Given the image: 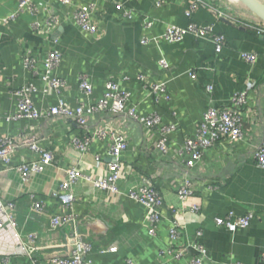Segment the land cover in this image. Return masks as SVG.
Returning <instances> with one entry per match:
<instances>
[{
  "label": "crops",
  "instance_id": "0c3cea01",
  "mask_svg": "<svg viewBox=\"0 0 264 264\" xmlns=\"http://www.w3.org/2000/svg\"><path fill=\"white\" fill-rule=\"evenodd\" d=\"M39 1H47L58 17V24L51 30H31L29 24L34 17L27 12L7 25L0 23V116L14 110L16 99L12 92L19 86L26 82H33L39 89L44 86L38 74L23 67L21 54L28 51L41 60L54 47L61 53L57 73L66 86L59 95L35 93L38 108L56 103L58 97L71 106L92 104L101 96L106 81L116 79L121 88L130 91V102L137 105L141 115L157 113L163 123H174L176 128L169 138L168 152L161 153L155 147V129L147 130L137 121L108 111L89 118L90 131L103 124L127 136L128 147L121 155V190L126 192L149 178L162 195V219L155 235H150L147 209L125 195L105 192L79 180L72 186V210L51 196L70 166L91 178L104 176L110 161L109 139L95 140L87 152L80 153L71 145V138L83 135L84 130L72 120L53 116L6 122L0 118L2 134L32 133L54 154L53 164L31 175L27 182L20 179L14 166L22 160L36 159L38 154L18 146L10 166L0 162V198L16 203L20 229L23 233L36 232L39 247L32 255L27 254L13 229L6 226L0 231V264L4 259L6 264H49V257L67 253L66 241L73 228L93 247L88 255L90 264H128V260L134 264H187L197 254L191 246L193 242L205 250L203 264H264V169L253 160L254 148L264 141V33L258 31L264 25L232 23L204 8H198L188 18L184 12L190 0H165L160 6L157 0H73L75 5L95 4L91 21L98 31L90 35L76 25L70 7L54 0ZM16 3L17 0H0V18L13 11ZM126 9L133 12L131 18L125 16ZM45 17L42 10L37 20ZM146 18L152 22L150 28L143 26ZM190 21L214 24V30L225 37L223 48L216 52L208 38L195 39L191 35L177 43L153 40L167 24L185 26ZM143 37L149 39L146 44L141 42ZM241 52L256 53V62L248 64ZM160 60H165L168 67L163 68ZM40 70L39 66L37 72ZM189 72H194L196 78H191ZM81 73L88 74L93 85L91 96L82 95L78 89ZM138 74L163 82L169 99H156L136 79ZM248 81L255 86L248 92L247 112L243 114V140L219 141L193 166L185 165L179 150L185 139L195 134L210 98L217 106H228L233 94L244 90ZM208 83L213 85L211 97L205 90ZM185 179L192 183L193 193L182 201L178 189ZM34 200L42 201L45 210L30 216ZM191 206H197L198 211L191 212ZM248 210L258 217L245 228L229 231L215 223L216 217L243 215ZM54 213H71L75 221L62 230H52L50 217ZM174 218L181 227L179 236L172 240ZM98 220L105 226L104 231L95 224ZM199 229L201 234L197 236ZM170 247L186 249L176 259L165 252Z\"/></svg>",
  "mask_w": 264,
  "mask_h": 264
},
{
  "label": "built area",
  "instance_id": "2783aa9c",
  "mask_svg": "<svg viewBox=\"0 0 264 264\" xmlns=\"http://www.w3.org/2000/svg\"><path fill=\"white\" fill-rule=\"evenodd\" d=\"M60 4L70 7L72 17L76 25L84 32L90 35H95L98 31L97 26L91 21V14L95 8L93 2H87L80 5H75L73 0H54ZM180 2H187L188 0H176ZM165 0H157L156 5L160 6ZM198 8H203L202 0H190L184 14L186 17H191L193 12ZM44 10L46 17L39 21L38 14ZM27 12L33 16L34 19L30 22V29L43 33L51 30L58 24V17L53 12L51 7L43 1L39 0H17L16 7L5 17L0 18V23L7 25L9 22L17 19L21 14ZM127 18H131L133 12L126 9L124 12ZM144 28H150L152 22L146 18L143 22ZM259 32L264 33V29L259 28ZM187 35L193 36L195 39L208 38L215 46V51L219 52L224 45L225 37L222 33L214 30V24H196L192 21L185 26L176 24H167L163 32L154 37V41L159 39L170 43H177L183 40ZM147 37H143L141 42L146 44ZM54 42L57 38H54ZM242 59L250 65H253L257 60V54L253 52H241ZM61 53L56 48H50L46 51L41 60L31 55L30 52L25 51L21 54V62L23 67L32 74H38L44 86L39 89L33 82H26L15 89L13 95L15 96L14 110L5 115L0 116L6 122L17 121L22 119L35 120L39 118H47L53 116H60L72 120L79 127L84 130L83 135L73 136L71 138V145L80 153L87 152L95 140L109 139L110 145L107 151L109 158L107 172L104 176L98 178H91L81 173L76 166H70L65 169V178L60 182L58 188L51 193V196L56 198L60 205L68 210H72L75 203V195L72 189L74 183L79 180L90 182L94 188L110 192L115 195H125L134 202L143 205L147 209L148 233L155 235L158 223L162 219L161 207L163 205V197L160 192L154 187L153 182L149 178H144L142 182L134 188H130L123 192L120 188L119 182L123 173V164L121 155L128 147L127 136L115 131L113 128L99 124L91 131L88 130L89 118L97 112H111L117 114L125 119H132L140 123L145 129H155L158 138L155 147L161 153L168 152V142L171 134L174 132L176 126L174 123H163L161 117L157 113L148 115H141L137 111V105L130 102L131 93L127 89L120 87L116 79H108L105 83L104 90L96 102L92 104H85L80 102L75 106L68 104L63 98L58 97L56 103L48 105L46 108H38L34 102L35 93L42 94L54 93L59 95L65 88V80L58 75L57 70L61 63ZM160 65L167 68V62L160 60ZM40 66V71L37 72ZM191 78H196L194 72H189ZM142 83L144 89H148L151 94L156 96V99L163 96L169 99L166 93V86L163 82H153L144 74H138L136 77ZM255 86L253 81L246 82L244 90L235 92L231 97L228 106H217L213 103L212 98L206 110L204 111L201 120L199 121L195 134L192 137H187L184 141L182 149L179 150L184 157L185 165L191 167L199 160L203 153L216 143L222 140L233 143L243 140L244 129L243 123L245 112H247L248 92ZM78 89L84 96H91L93 93V85L91 84L88 74L81 73L78 76ZM207 94L211 97L213 85L208 83L205 86ZM24 147L28 150L38 154V158L25 161L22 160L19 164L14 166L18 172L20 179L27 182L31 175L40 173L44 169L53 164L54 154L49 148H46L39 143V140L32 133L20 134L17 136H9L0 132V162L6 167L11 165V159L15 153L16 148ZM100 160L99 156H95ZM253 160L258 168L264 169V141L256 146L253 150ZM193 193L192 183L189 180H183L179 186L178 194L182 201H185ZM16 203L13 201H6L0 198V231L4 227H10L14 231L16 239L23 246L27 254L32 255L39 248L35 243L38 235L36 232L23 233L20 229L16 215ZM197 206H191V212L198 211ZM45 210L43 202L34 200L30 205V213H39ZM264 218V209L261 212ZM258 217L253 210H248L243 215H233L229 213L223 217H216L215 223L225 227L229 231H234L237 228L247 227L251 220ZM75 217L71 213L59 214L54 213L50 217V228L52 230H62L66 226L74 223ZM181 224L174 218L172 227L170 229L171 239L179 236V228ZM201 234V229L196 232V235ZM67 253L62 256H51L48 259L49 264H90L88 255L92 251V245L83 240L75 228L66 241ZM192 248L197 252L187 264H203V257L205 250L203 246L197 242H193ZM186 248L173 247L167 248L165 252L173 258L180 259ZM7 260H3L6 264ZM128 264H134L128 260ZM228 264H242L241 262H231Z\"/></svg>",
  "mask_w": 264,
  "mask_h": 264
},
{
  "label": "rangeland",
  "instance_id": "374dc122",
  "mask_svg": "<svg viewBox=\"0 0 264 264\" xmlns=\"http://www.w3.org/2000/svg\"><path fill=\"white\" fill-rule=\"evenodd\" d=\"M203 1V8L213 11L215 14H218L220 17L224 18L227 21H231L232 23H245L248 25H254L257 23V20L254 19V17L247 12L243 14H239L238 11L232 10L228 8V5H226L222 0H202ZM235 4L237 8H243V5L237 0H230ZM260 2L264 3V0H259ZM245 15H248L249 18L254 19L255 23H251L248 18L245 19ZM245 20V21H244ZM257 25V24H256ZM260 26V24L258 25ZM261 25L260 27H262Z\"/></svg>",
  "mask_w": 264,
  "mask_h": 264
},
{
  "label": "water",
  "instance_id": "95a60500",
  "mask_svg": "<svg viewBox=\"0 0 264 264\" xmlns=\"http://www.w3.org/2000/svg\"><path fill=\"white\" fill-rule=\"evenodd\" d=\"M247 10H249L252 14H254L259 20L264 22V3L259 0H238ZM101 229V231L105 230V226L103 223L98 220L96 223Z\"/></svg>",
  "mask_w": 264,
  "mask_h": 264
},
{
  "label": "trees",
  "instance_id": "16d2710c",
  "mask_svg": "<svg viewBox=\"0 0 264 264\" xmlns=\"http://www.w3.org/2000/svg\"><path fill=\"white\" fill-rule=\"evenodd\" d=\"M226 5H228V8H230V9H232V10H236V11H238L239 12V14H243L244 15V13H248V14H250V15H252L253 17H254V19H256L257 20V24H260V25H264V22H262L261 20H259L254 14H252L249 10H247L244 6H243V8H237L236 6H235V4H233V2H231L230 0H222ZM237 2H239L238 0H237ZM240 3V2H239ZM246 17H245V19L246 18H248L249 19V21L250 22H253V23H255V20L254 19H251V18H249L248 17V15H245Z\"/></svg>",
  "mask_w": 264,
  "mask_h": 264
}]
</instances>
